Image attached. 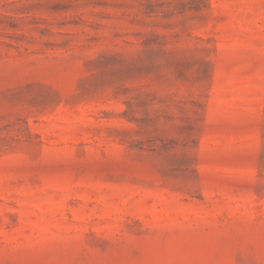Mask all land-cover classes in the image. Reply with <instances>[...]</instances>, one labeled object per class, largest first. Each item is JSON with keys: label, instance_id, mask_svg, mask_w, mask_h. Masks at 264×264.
Returning a JSON list of instances; mask_svg holds the SVG:
<instances>
[{"label": "rangeland", "instance_id": "1", "mask_svg": "<svg viewBox=\"0 0 264 264\" xmlns=\"http://www.w3.org/2000/svg\"><path fill=\"white\" fill-rule=\"evenodd\" d=\"M0 264H264V0H0Z\"/></svg>", "mask_w": 264, "mask_h": 264}]
</instances>
